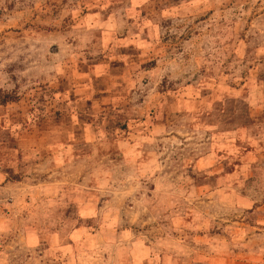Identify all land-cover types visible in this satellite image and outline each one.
Wrapping results in <instances>:
<instances>
[{"label": "rangeland", "instance_id": "obj_1", "mask_svg": "<svg viewBox=\"0 0 264 264\" xmlns=\"http://www.w3.org/2000/svg\"><path fill=\"white\" fill-rule=\"evenodd\" d=\"M5 92L0 264L264 252V0H0Z\"/></svg>", "mask_w": 264, "mask_h": 264}, {"label": "crops", "instance_id": "obj_2", "mask_svg": "<svg viewBox=\"0 0 264 264\" xmlns=\"http://www.w3.org/2000/svg\"><path fill=\"white\" fill-rule=\"evenodd\" d=\"M253 168L259 170V175L261 177L264 176V166H260V165L257 164V166L256 167H253ZM259 175L257 174V176H259ZM250 194L251 195H249V196L245 195V197H243L242 203L243 202H248V201L249 202H254V201H250V197L253 198V197L257 196L258 193H250ZM259 194H261V193H259ZM88 195H89V193H83V195H81L82 198L81 199H78V201L76 202L77 203L76 204L77 212H79L78 214L82 218H84V219H86L87 217L89 218V216L93 213L92 211H90L92 209V206H93V204H92L93 203V200H91ZM47 198H49V200L50 201H53V203H54V202H58V198L59 197H58V195H56V193H55V195L54 194H51L49 196H44L43 195V199H47ZM243 204H245V203H243ZM39 210H40V212L42 214L43 208L41 207ZM46 210L48 211V209H46ZM99 227H101V229H102L105 226H103V225L100 224ZM252 227H256V226L253 225ZM107 228H105V229H107ZM89 229H91V227L89 226V224H86V223H84L81 227H78L76 229L73 228V230L71 229V231H70V233H69L68 236H69V239L73 241L72 247L75 246V245H77V242H79V243L84 242V244H85L88 239H91L92 238V231H90ZM29 232H31V235H29L28 237L26 236L27 238L25 240L26 241L25 245L27 247H31L32 248V246H34V244H36V240L34 239V237L32 235L34 233L31 230ZM213 236H215V234H213ZM53 237H54V235L51 234V238H53ZM82 238H83V241H82ZM84 239H86V240L84 241ZM232 240H229V243L230 244L232 243ZM218 241H220V239ZM235 241H236V243L234 245L237 244L236 246H238V247H240L239 245L248 246L247 245V242L250 241V239L245 240V238L243 237V241H240L238 239H235ZM220 244H222V242H218L216 244V246L217 245H220ZM216 249L218 251H216L215 254H211V256L208 259L209 260V264H213V263L214 264L215 263L216 264H218V263H221L222 264V263H224V258L225 257H223V254L220 253V251H219L218 248H216ZM150 250L151 249H150L149 246H143V249L141 250V255L142 254H146V256L142 255V256H144L143 258H146L147 257V260H148L147 262L148 263H153L154 260L151 259V256H150L151 255V251ZM243 251H245V250L243 249ZM246 251L247 252H243V253H246V254H243V255H241V257H239V256H233L234 253H236L234 248L228 249L227 256L231 257V259H229V257H228V260H225L226 264H264V252L262 251V246H260L257 249H254V251L252 253L249 252V250H246ZM161 252L164 253V255H163L164 256V260H168L170 262L168 264H174V263H172L173 262L172 260H174L175 257H174L173 253L169 249H165V250L162 249ZM249 253H251V254H249ZM155 254H156V252L154 250V254H152V255H155ZM196 257H198V256H195L194 257L195 260H198V259H196ZM237 258H240V260H237ZM133 261L135 262L133 264H141L143 262L142 259L139 260L141 262L136 261V260H133Z\"/></svg>", "mask_w": 264, "mask_h": 264}, {"label": "trees", "instance_id": "obj_3", "mask_svg": "<svg viewBox=\"0 0 264 264\" xmlns=\"http://www.w3.org/2000/svg\"><path fill=\"white\" fill-rule=\"evenodd\" d=\"M16 100V96L12 95L9 92H5V93H0V103L1 104H5L9 101H14Z\"/></svg>", "mask_w": 264, "mask_h": 264}]
</instances>
